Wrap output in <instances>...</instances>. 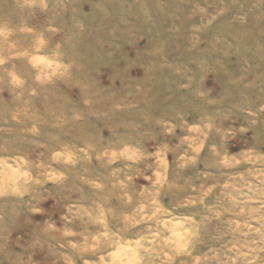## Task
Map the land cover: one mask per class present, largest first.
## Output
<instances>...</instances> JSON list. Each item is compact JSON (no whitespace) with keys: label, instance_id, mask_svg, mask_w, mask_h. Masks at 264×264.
<instances>
[{"label":"rangeland","instance_id":"1","mask_svg":"<svg viewBox=\"0 0 264 264\" xmlns=\"http://www.w3.org/2000/svg\"><path fill=\"white\" fill-rule=\"evenodd\" d=\"M0 264H264V0H0Z\"/></svg>","mask_w":264,"mask_h":264},{"label":"bare ground","instance_id":"2","mask_svg":"<svg viewBox=\"0 0 264 264\" xmlns=\"http://www.w3.org/2000/svg\"><path fill=\"white\" fill-rule=\"evenodd\" d=\"M128 253V252H127Z\"/></svg>","mask_w":264,"mask_h":264}]
</instances>
